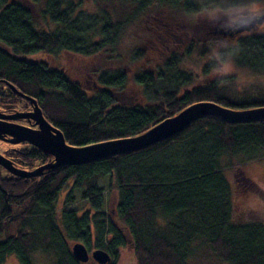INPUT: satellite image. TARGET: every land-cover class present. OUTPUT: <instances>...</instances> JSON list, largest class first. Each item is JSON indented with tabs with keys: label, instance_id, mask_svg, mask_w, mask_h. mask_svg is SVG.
<instances>
[{
	"label": "trees",
	"instance_id": "1",
	"mask_svg": "<svg viewBox=\"0 0 264 264\" xmlns=\"http://www.w3.org/2000/svg\"><path fill=\"white\" fill-rule=\"evenodd\" d=\"M25 1L38 5L41 18L54 30L37 29L23 2L0 0V113L32 110L11 86L35 101L45 121L71 147L139 136L197 103L232 111L264 108V81L240 83L223 76L193 86L194 75L181 69L184 60L195 58L206 60L201 75L211 74V47L224 33L218 25L216 40L181 43L179 56L148 50L159 28L151 31V19L163 25L191 24L188 18L220 4L248 0H89L96 6L119 2L124 6L120 10L130 9L126 16L90 12L80 0ZM242 34L226 36L234 37L228 41L238 49L232 64L264 77V32ZM128 35L141 47L122 50ZM60 54L101 59L105 65L88 70L90 87L84 90L63 70L40 61V56ZM129 87L140 103L121 101ZM0 143L8 146L0 154L16 168L32 171L52 161L25 143ZM262 159L264 121L230 125L205 117L141 151L58 167L36 178H17L0 167V264L11 256L19 264H32L31 256L38 253L52 256V264H81L70 243H81L88 252L104 251L116 264L127 241L106 212V191L116 195V218L130 238L133 264H189L204 250L219 264H264V224L235 222L233 195L223 175L233 169L236 191L252 189L264 198L241 170ZM76 200L83 205L68 210Z\"/></svg>",
	"mask_w": 264,
	"mask_h": 264
},
{
	"label": "rangeland",
	"instance_id": "2",
	"mask_svg": "<svg viewBox=\"0 0 264 264\" xmlns=\"http://www.w3.org/2000/svg\"><path fill=\"white\" fill-rule=\"evenodd\" d=\"M23 2L26 6H28L34 15V22L35 26L39 30L44 31H52L54 30V26L50 23H48L46 20L42 19L40 16V7L38 5L34 6L26 2L25 0H17ZM82 6L90 11L98 13L101 10H106L110 12H116L119 14V16H126L129 13L130 9H121V7H124L119 2H113L112 6L106 5V3L102 2L101 5L96 6L93 3H91L89 0H80ZM198 4H201L204 0H195ZM221 2H224L225 0H220ZM264 6V4H260ZM215 9V8H214ZM214 9L202 13L200 16H193L191 18H188L189 23H182L181 20H179V23H167V25H163V23L159 24V21H152L150 20V29L158 28V38L152 42H150L148 46V50H150L152 53H160L164 51L167 52H173L177 56H179V44L181 43H188V42H196V43H205V42H211L215 39V37L218 35L214 30L217 26L216 24L210 22V18L214 15ZM264 32V30H259L256 32H252V34H259ZM130 34V33H129ZM247 33H243L242 35H245ZM131 35V34H130ZM234 39V37L226 38V36H222V39ZM216 40V39H215ZM138 40L134 38L133 36H126L123 39L122 42V50H128V49H134L141 47V42H137ZM146 46V44L144 43ZM146 49V48H145ZM121 50V51H122ZM153 54L148 55V60L151 59ZM40 61L46 63L48 66L52 68H58L66 72L68 77L73 81L77 82L80 87L84 90H87L90 87V79L87 76L88 70L93 65H105L102 63L101 59H84L78 56L74 55H68V54H60L55 57H49V56H40ZM206 60H197L195 58L184 60L181 64V69L190 72L195 77V83L193 86H199L206 82H209L216 77L212 74L201 75V69L203 65L205 64ZM93 68V67H92ZM225 76H234L238 82L244 83L249 81H264V77L249 71L247 69L238 68L232 64V67L230 68L229 72ZM192 87V86H191ZM139 96L134 92V89L132 87H129L127 90V93L125 96L121 97V101L124 103H140ZM19 125L25 126L24 123L15 122ZM8 148V146L0 143V153H3L4 150ZM238 163L235 160V164ZM241 170L243 174L256 185L257 188H259L262 192H264V159L256 162H250L246 163L241 167ZM224 178L226 179L227 183L229 184V187L231 189V193L233 195V217L235 222H252V221H258L264 224V198L263 196H259L256 193H252L251 190L249 191H243L241 189L240 191H236L235 182H234V170L233 169H226L223 171ZM100 187L104 188L105 184L101 183ZM66 194V191L63 192L59 198V202L57 205V218L60 215V209L63 207V199ZM105 201H106V212L111 216L112 220L118 225L122 233L124 234L127 246L121 252L119 253V259L116 264H133V254H132V244L130 242V238L125 232V230L122 228V226L119 224L116 218L115 213V207H116V195L112 191H106L104 194ZM83 204L79 203L76 200V203L72 207H68L67 209L75 208V207H81ZM74 243H70L69 246L71 247ZM95 251L94 249H91L89 251V254L91 252ZM31 262L32 264H52L53 258L42 256L41 254H36L31 256ZM112 260L109 264H112ZM5 264H19L17 259L14 256L8 257L5 261ZM87 264H95V262L92 259H89ZM189 264H219L206 250L201 252L195 259L190 261Z\"/></svg>",
	"mask_w": 264,
	"mask_h": 264
},
{
	"label": "water",
	"instance_id": "3",
	"mask_svg": "<svg viewBox=\"0 0 264 264\" xmlns=\"http://www.w3.org/2000/svg\"><path fill=\"white\" fill-rule=\"evenodd\" d=\"M242 33L245 32L236 34L224 32L222 34L223 36H232ZM9 88L19 97L28 100L32 105V110L28 113L16 112L11 115L0 113V141H5L11 145L25 143L43 151L52 158L49 163L32 171H25L16 168L12 162L0 154V167L10 175L23 179L36 178L45 171L62 166H80L109 157L141 151L180 134L191 123L205 117H212L230 125L264 121V108L232 111L210 103H197L176 116L163 120L139 136L75 148L67 145L61 132L45 121L34 100L19 94L11 86ZM19 120L32 121L36 128L15 123ZM70 250L74 259L81 264L88 263L89 259H92L96 264H109L111 261V257L101 250H95L89 254L81 243L73 244Z\"/></svg>",
	"mask_w": 264,
	"mask_h": 264
},
{
	"label": "clouds",
	"instance_id": "4",
	"mask_svg": "<svg viewBox=\"0 0 264 264\" xmlns=\"http://www.w3.org/2000/svg\"><path fill=\"white\" fill-rule=\"evenodd\" d=\"M210 22L218 25L225 33H252L264 30V6L256 0H248L239 4L225 7L220 4L214 9ZM223 49L224 51H221ZM236 49L227 39L215 41L212 44L209 61L211 72L216 77L228 74L232 67V59Z\"/></svg>",
	"mask_w": 264,
	"mask_h": 264
},
{
	"label": "flooded vegetation",
	"instance_id": "5",
	"mask_svg": "<svg viewBox=\"0 0 264 264\" xmlns=\"http://www.w3.org/2000/svg\"><path fill=\"white\" fill-rule=\"evenodd\" d=\"M22 121H25L26 122V124H25V127H29V128H36L35 126H34V124H33V122L32 121H26V120H22ZM15 122H17V121H15Z\"/></svg>",
	"mask_w": 264,
	"mask_h": 264
}]
</instances>
